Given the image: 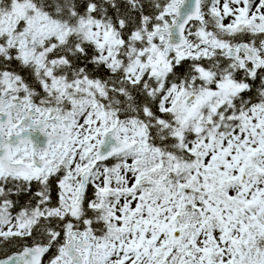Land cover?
Listing matches in <instances>:
<instances>
[{
    "label": "snow or ice",
    "instance_id": "obj_1",
    "mask_svg": "<svg viewBox=\"0 0 264 264\" xmlns=\"http://www.w3.org/2000/svg\"><path fill=\"white\" fill-rule=\"evenodd\" d=\"M0 264H264V0H0Z\"/></svg>",
    "mask_w": 264,
    "mask_h": 264
}]
</instances>
